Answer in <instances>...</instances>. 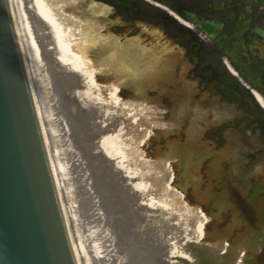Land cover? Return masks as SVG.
<instances>
[{
  "label": "flooded vegetation",
  "instance_id": "flooded-vegetation-1",
  "mask_svg": "<svg viewBox=\"0 0 264 264\" xmlns=\"http://www.w3.org/2000/svg\"><path fill=\"white\" fill-rule=\"evenodd\" d=\"M63 1L119 65L102 77L132 103L131 144L161 153L131 159L224 241L211 264H264V0Z\"/></svg>",
  "mask_w": 264,
  "mask_h": 264
},
{
  "label": "bare ground",
  "instance_id": "bare-ground-1",
  "mask_svg": "<svg viewBox=\"0 0 264 264\" xmlns=\"http://www.w3.org/2000/svg\"><path fill=\"white\" fill-rule=\"evenodd\" d=\"M8 3L77 263L84 264L85 248L77 242L72 224L80 218L78 204L74 201L71 204L72 187L79 192L85 219L92 222L88 234L102 238L98 251L105 253L106 260L112 258L113 264H124L121 255L124 253L128 259L125 264H196L184 259L183 238L189 235L190 225L169 223L175 218L174 208L171 209L163 188L148 185L144 173L130 157L127 139L120 138L125 131L123 126L128 128L129 117L124 118L116 87L98 84L96 74H103L104 70L97 69L88 56V53L98 56L103 47L99 45L98 53L95 38L88 36L89 32L77 33L73 23L70 20L67 23L59 12L60 0H8ZM111 66L118 65L111 61ZM88 147L116 178L106 189L97 188L100 170H95L94 165L89 167L94 161L99 162ZM108 193L114 196H107ZM115 205H120L118 210L111 211ZM128 223L134 224L135 232L128 227L126 236L121 226ZM137 235L146 239L131 244L117 241Z\"/></svg>",
  "mask_w": 264,
  "mask_h": 264
},
{
  "label": "water",
  "instance_id": "water-1",
  "mask_svg": "<svg viewBox=\"0 0 264 264\" xmlns=\"http://www.w3.org/2000/svg\"><path fill=\"white\" fill-rule=\"evenodd\" d=\"M8 0H0V264H78Z\"/></svg>",
  "mask_w": 264,
  "mask_h": 264
},
{
  "label": "rangeland",
  "instance_id": "rangeland-1",
  "mask_svg": "<svg viewBox=\"0 0 264 264\" xmlns=\"http://www.w3.org/2000/svg\"><path fill=\"white\" fill-rule=\"evenodd\" d=\"M59 7H57V8H58V10L60 9L59 12L64 16V18L66 17L65 19L67 20V23L69 20L71 21V23H73V20L70 19L68 11L65 8V2L63 0H61V3H59ZM76 31H77V33H80L81 31H84V29L80 28V27L79 28L76 27ZM86 45H87V48L89 49L90 48L89 45L88 44H86ZM102 47H103L101 49L102 52L100 51L101 53H100L99 57H100L101 62L104 64V68H103L104 72H109L110 69L115 68V67L111 66V52H110L111 49H110V47H106V45L102 46ZM88 56H90L91 60H92L93 57L90 55V53H88ZM118 67H119V65H118ZM118 67H116V68H118ZM97 69H99L98 66H97ZM102 76H103V74L101 75V72H97L96 80L98 81V84H100L101 86H107V85L108 86L109 85L114 86L113 83L109 82V80L103 78ZM114 88H115V86H114ZM117 95H118L120 103H121L120 108L125 113L124 118H127V115L129 116V114H131L128 109L131 108L132 103L127 98H124L123 93L117 91ZM132 118L136 119L137 117L132 116ZM126 126H127V123H126ZM123 127H124L123 129L125 131H124V133H122L120 138L129 140V136L127 134V128L125 126H123ZM154 135H157V133L155 132ZM140 139L141 140L138 142V145L136 147H133V145L131 144V140H129L131 147L128 146V148L127 147L126 148L128 149V151L130 153V157L134 161H136V163L138 165L142 166V165H144L145 160L150 161L153 159L152 158L153 156H156V157L159 156L160 157L161 153L158 152V150H156V146L152 143V141H147V138H144L143 136L140 137ZM57 145L59 146V143ZM88 146H90V144ZM60 147H61V150L63 151L62 144ZM88 149L90 150V153L93 154V151H92L93 149H90L89 147H88ZM59 153H60V151H59ZM93 157L96 158L97 156H95L93 154ZM97 159H98L99 163L97 164V162L94 161L95 163L90 164L89 168L91 169V168L95 167V170L98 168L100 170L99 175L101 176V178L98 180V182L100 181L99 185H98V182L96 181V178H93L94 179L93 182L96 186L98 185L97 188L100 187L101 189H103V186H105L104 189H106L107 188L106 185L108 186L109 183L111 184L114 181H116V178H115V176H113V173L108 170V167L106 169V167L103 165V163L100 161V159L98 157H97ZM93 165H94V167H92ZM144 167H146V166H144ZM139 169L141 171H143V168H139ZM102 170H104V172H101ZM91 171H94V170H91ZM152 172H155V171H152ZM144 176L147 178L146 181H147L148 185L151 186V188H154L155 185H159L161 188H163L162 191L166 195L165 198H167V200L170 201L171 209L174 208L173 214L175 215V218H174V220L169 221V223L170 224H173L175 222L186 223L185 226H183V227L190 225V227L187 228V233L189 235H187V238L186 237L183 238L184 244L186 245L185 246L186 248L184 250L185 251L184 259L186 261H189L190 263L192 262V263H196V264H211V259L199 258L198 251L199 250L200 251L212 250L211 245H218L220 248H223L224 247V241L223 242L219 241V243H218V240H217V244H213L210 240L211 238H208L210 235L209 227H204L197 220V218L199 217L197 214H204V213H202L201 210H199V209H197L196 211L190 209V208H193L192 205L189 204L191 202L190 198H187V199L176 198L175 196H177V195H176V192L175 193L173 192L172 183L167 181L164 184L163 182H161L160 176L157 173H151V174L149 173V175L144 174ZM72 179H73V184L76 187H78L76 178L72 177ZM73 189L74 188L72 187L71 204H72V201H74L75 204H78L77 207H79V209H80L78 211V215L80 216V218L78 217V221H77L78 223H76L75 220H73L72 224H74L73 228L75 231V235H76L75 237H76L77 242L79 243V245H81L85 248L84 250H82V257H83L82 260H83L84 264H113V263H115L114 259L112 260V258L106 260L105 259L106 258L105 253L103 252V254H102L101 251H98V247H102V244H103L102 238H92V236H90L88 234V232H89L88 229L92 230L91 229L92 228V226H91L92 222H90V221L88 222V219H85L84 214H83L84 209H83V206L81 205V201H79L80 200L79 199V192H75ZM105 192H108V190H105ZM109 194L110 193H108L107 196ZM110 195H112V193ZM104 196H106V195L104 194L103 197ZM112 196H114V195H112ZM119 203H121V202H119ZM119 206L115 205L114 208H110V209H111V211L118 210ZM167 208H169V207H167ZM120 212H122V210H120ZM123 215H124V213H123ZM195 215H197V216L195 217ZM82 220L85 221V225L83 224ZM81 222L83 225L81 224ZM128 227L132 231L135 232L134 224L128 223L126 225L121 226V229L123 228L122 231L124 234L127 233L126 229ZM134 232H133V235H135ZM87 234H88V236H87ZM182 234H183V230H182ZM138 237H139V235L135 236V238H119V240L117 238L116 239L119 242L124 241V242H127L128 244H131V241H136L137 239H140V240L146 239V238H138ZM104 242H105V239H104ZM138 244H140V242H138ZM95 247L97 249H95ZM121 255H122V262L125 264L127 262L126 260H128V259H126L124 257V253L123 254L121 253ZM104 256H105V258H104ZM217 259L218 258H214L213 261H215ZM185 264H189V263H185Z\"/></svg>",
  "mask_w": 264,
  "mask_h": 264
}]
</instances>
